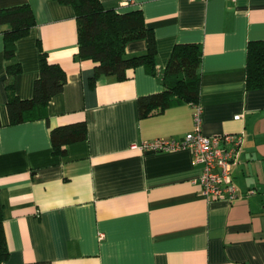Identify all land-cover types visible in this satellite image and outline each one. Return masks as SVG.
<instances>
[{
	"label": "crops",
	"instance_id": "crops-1",
	"mask_svg": "<svg viewBox=\"0 0 264 264\" xmlns=\"http://www.w3.org/2000/svg\"><path fill=\"white\" fill-rule=\"evenodd\" d=\"M100 2L121 14L142 11L156 41L154 76L138 67L125 81L103 77L91 87L96 65L76 56L71 6L0 0V9L29 4L36 23L16 43V95L32 98L37 43L67 78L48 104V122L9 126L0 28V204L9 252L3 264H264V89L246 88L248 42L264 41V0ZM178 44L202 46V133H245L234 203L205 200L201 167L189 150L132 148L180 139L194 128L191 104L139 116L138 100L165 90L164 71ZM146 50L145 40L133 41L125 55ZM82 121L88 139L54 155L50 130Z\"/></svg>",
	"mask_w": 264,
	"mask_h": 264
},
{
	"label": "trees",
	"instance_id": "trees-1",
	"mask_svg": "<svg viewBox=\"0 0 264 264\" xmlns=\"http://www.w3.org/2000/svg\"><path fill=\"white\" fill-rule=\"evenodd\" d=\"M58 4L71 6L77 25L78 52L80 61H91L95 66L90 86L103 77L113 76L120 82L128 78V72L143 67L147 74L156 73V41L154 32L146 27L141 10L117 13L106 9L100 0H54ZM34 15L29 4L0 9V28L3 36V56L6 62L5 90L8 125L45 120L47 107L53 97L60 94L67 78L64 70L50 64L47 55L39 48V77L34 82L30 99H21L15 93V79L21 67L14 62L16 43L29 35L35 26ZM145 40L144 55L127 58L126 45ZM203 50L200 44L175 45L164 71L165 90L138 100L141 119L154 112H163L179 104H197L200 93V65ZM246 88L264 89V41H250L247 45ZM2 123L0 121V128ZM88 139L85 122L56 127L50 130L54 155L64 156L69 145ZM9 256L6 246L2 206L0 204V264Z\"/></svg>",
	"mask_w": 264,
	"mask_h": 264
},
{
	"label": "built area",
	"instance_id": "built-area-1",
	"mask_svg": "<svg viewBox=\"0 0 264 264\" xmlns=\"http://www.w3.org/2000/svg\"><path fill=\"white\" fill-rule=\"evenodd\" d=\"M193 106L194 128L190 133L180 139H155L133 145L132 148L142 153L189 150L193 162L201 167L197 184L205 200L234 203L239 197V190L235 185L233 170L246 138L245 133L204 135L201 130L202 109L196 104Z\"/></svg>",
	"mask_w": 264,
	"mask_h": 264
}]
</instances>
